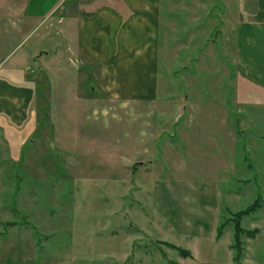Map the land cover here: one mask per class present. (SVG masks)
I'll return each mask as SVG.
<instances>
[{"label":"rangeland","instance_id":"1","mask_svg":"<svg viewBox=\"0 0 264 264\" xmlns=\"http://www.w3.org/2000/svg\"><path fill=\"white\" fill-rule=\"evenodd\" d=\"M171 2L157 96L122 99L61 51L51 24L29 21L27 0H0V81L20 72L36 93L20 154L8 131L24 113L0 110V242L20 264H186L171 246L229 261L233 216L257 201L240 225L264 232V92L238 66L254 1ZM255 237L242 231L241 261L261 264Z\"/></svg>","mask_w":264,"mask_h":264},{"label":"crops","instance_id":"2","mask_svg":"<svg viewBox=\"0 0 264 264\" xmlns=\"http://www.w3.org/2000/svg\"><path fill=\"white\" fill-rule=\"evenodd\" d=\"M253 1L252 17L239 26L238 66L244 78L264 92V0ZM169 5L177 4L169 0H27L26 11L30 22H46L59 32L65 44V50L61 51L68 52L81 65L89 64L92 78L103 91L122 99H138L158 94L161 24ZM8 73L0 81V110L17 107L24 113L21 117L14 116L20 133L14 137L8 131L10 146L20 154L34 133L32 126L25 125L31 122L29 107L36 93H31L24 82V74L13 73L16 79H11ZM14 80L20 81L25 92L9 98L4 90ZM4 235L0 234V239ZM259 236L264 239L262 229L252 239ZM191 253L186 264L234 263V258L218 263ZM262 253L261 264H264V246ZM19 257L8 244L0 242V264H20ZM242 262L253 264L247 257ZM22 264H34V261L24 259Z\"/></svg>","mask_w":264,"mask_h":264},{"label":"trees","instance_id":"3","mask_svg":"<svg viewBox=\"0 0 264 264\" xmlns=\"http://www.w3.org/2000/svg\"><path fill=\"white\" fill-rule=\"evenodd\" d=\"M259 204H260V202L257 201L253 205L237 212L235 215L236 217L233 216V220H235V235H234L235 243L232 244V248L234 249V257H233L234 263L233 264H245L241 261L243 253L237 247L239 242L241 241L240 235H241L242 231L245 232L247 234V236H249V237H255L259 233V229H257V228H253L251 230H243V228H241V225H240L241 217L244 215H248L251 212L255 211L259 207ZM223 225L218 229V231H219L218 235L219 236L221 235ZM171 247L178 249L181 252V254L184 256H191L192 255V253H190L191 251L189 249L180 248V247L178 248V246L177 247L171 246Z\"/></svg>","mask_w":264,"mask_h":264}]
</instances>
